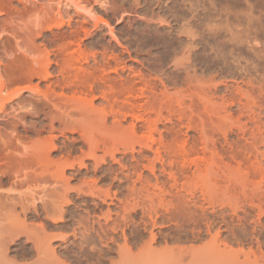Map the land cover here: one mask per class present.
<instances>
[{
  "label": "bare ground",
  "instance_id": "bare-ground-1",
  "mask_svg": "<svg viewBox=\"0 0 264 264\" xmlns=\"http://www.w3.org/2000/svg\"><path fill=\"white\" fill-rule=\"evenodd\" d=\"M57 1L60 10H56L58 11L57 15L49 17V26L47 27L50 29L53 26L62 27L67 22L71 24V19H66L67 22H65L68 15L67 13L64 15L61 11L63 5L68 6L69 3L64 4L63 0ZM69 1L74 3L73 0ZM99 1L105 2L104 0ZM244 1V9L240 12L243 15V23L239 19L240 13H234L228 8L227 12L224 8L226 13L223 12L226 14L225 19L228 23V27H226L230 32L233 23L237 24L236 21H230L232 18L237 21L240 20L239 26H243L241 29L238 28L240 29L238 32L233 33L234 30H232L230 33L231 36L232 33L233 35L237 34V38L232 37L236 40L230 49V54L231 56L236 55L239 59L237 60V63L240 64L239 70L244 71L246 78H248L249 88L242 89L243 87L238 83L235 85V92L233 91L232 94H242L243 97L245 95L248 97L250 94L248 98L244 97L247 99L251 97V94L254 96L260 94L259 97H256L260 99L259 103L253 101L255 97L250 98L253 105L248 106L250 110L243 119V115H241L243 107H240L242 108L241 114L236 117V120L232 116L233 113L229 114L231 109L229 111L230 104L228 105L227 98H224V103H227L222 108L224 113H221L222 111L218 112L220 110L218 108L216 110V107L214 109L216 111H213L215 104H209L205 100L206 95L203 93L193 92L194 94L188 95V92L186 94L182 92L183 94H176L179 91L176 92L175 90L176 93L171 94L169 88L172 84L178 83L176 79L181 70H188L185 71L184 78H182L187 82V85L193 87L191 83L195 80L193 77L196 74L192 75L191 72L197 70L190 71L189 67L193 66L192 62H194V56L197 55L195 54L197 52H194L192 62L189 61L191 54L188 52L192 53V51L188 47L193 46L190 42L188 44L191 46L187 44L188 52H185L188 53V58L186 54L182 56L185 58L184 60L188 59V63L184 62L183 58L181 59L182 62L171 59L173 61V63L170 62L172 69L170 68L171 70L168 71V69H164L163 61L158 57L148 63L149 73L138 71L135 74L130 72L123 75L126 66H121L117 56L109 54L106 47L103 49L94 47L95 49L92 50L91 48L88 49L87 46L84 48L77 42V38L85 30L83 25L77 26L69 35L67 33L54 35V38L56 36L63 42L54 49L44 47L38 52L41 54L39 59L34 58L31 63L26 62L24 71L27 73L28 85L16 89L7 97L2 94L5 93L6 84L0 83V101H2L0 104H3L0 105V111L5 109V101H8L10 97L12 98V94L30 92L33 94V104L30 102L32 109L29 110L38 116L44 115V121L46 120L47 123L42 125V129L46 130L47 128L51 134V137L43 140L45 143L39 144L41 148L40 150L36 149L38 152L30 150L33 152L32 154L35 153L33 156L31 152H28L29 149L28 151L26 148V150L23 149L25 145L22 146L23 142L20 138H11L13 137L11 136L10 141L7 138L9 142L1 148L6 163L4 162L5 166H0V172L5 174L8 171L15 176L24 177L30 176L31 171L35 170L34 166L35 168L39 166L40 171L36 170L43 176L44 173L45 175L50 173L55 179L59 176L65 178L67 167L84 166L87 158L93 159L98 165L101 160H106L108 156L116 159L117 153H123L122 159L125 160L128 154H131L130 159H126L125 163L119 161L121 168L111 179V184L117 185L119 189L126 185L124 187L126 193L122 197L118 198L115 194L118 199V204H116L118 211L116 213H112L110 209L106 211L100 209V214L98 213L96 219L92 217L93 221L78 223L71 229L70 233H49L43 224H32V227H29L27 221L20 220L21 214L18 213L16 215L17 221L8 226H2L0 221V264H264V252L260 250L264 247V183L262 181L264 177L260 178V181L254 180L256 176L261 177L264 174V161L259 160L260 154L264 156V153L259 151V146L264 144V118L262 115L264 106L261 105L262 98H264L263 95L261 96L264 94V1ZM157 3L162 7L165 5L169 9L176 8L173 14L181 15V26L182 28L189 27L187 33L191 35L193 40L197 36L195 35L197 31L194 30L191 22L194 21V24L198 26L202 22L203 17L201 18V15L203 16L205 13L207 15V11L208 15L211 13L210 8L207 10L205 7L206 2L204 3L203 0H157ZM74 5L77 6L75 3ZM211 6L213 11H216L217 8L215 7L217 6L214 3H211ZM188 13L191 14V19H187ZM89 15L93 17L96 27H100L101 24L111 26L102 15L98 17L92 11ZM210 30L216 31L212 28ZM84 33L86 36L89 35V31H84ZM214 33L216 34L217 31ZM241 43L247 47L245 53L240 46ZM171 47L172 45L168 46V48ZM194 49L193 51H195ZM184 50H186L185 47ZM234 58L233 61L236 59ZM223 62L228 64L226 61ZM212 67L213 64H209V69ZM191 68L193 70V67ZM18 70H21V67ZM153 73L157 77H154ZM37 77L43 78L47 83L43 87L40 83L33 84V80ZM214 79L215 76H211L210 80L213 81ZM200 80L199 77V83L197 80L193 84H204ZM206 82L205 84H208ZM225 83L224 85H227ZM214 86L217 87V85ZM187 87L191 88L190 86ZM205 87L208 85H202L201 89L205 90ZM226 88L230 90L231 86L229 88L227 85ZM208 89L210 90V88ZM184 95H188L189 100L187 101L189 102L186 101ZM210 95L208 100L213 97ZM242 95L241 98H243ZM241 98H239L240 101ZM97 101H100L99 105H96ZM231 101H234L233 97ZM211 113L212 115L215 114L216 117H213ZM243 113L245 114V111ZM57 123H61L63 127L62 125L61 127L57 126ZM161 124L165 128L163 131L160 130ZM212 124H217V127ZM210 125L217 129L220 127L218 130L222 131V136L219 135L220 133H216V136H219L217 137L218 140L223 137L222 142L218 141L216 137L213 138L215 134H212V131L209 132ZM233 125L237 127L238 131H236L238 138L235 141L231 138V134L235 132ZM184 126L188 130L196 132V135L191 136L192 141L188 137L183 138L181 136ZM216 128L213 130L217 131ZM66 131L79 132L80 139L87 146V150L80 149L82 154L78 157H72L69 150L66 151L67 155L52 159L50 157L52 151L64 150V147L58 146L54 142L55 136L58 135L55 132L64 135ZM199 142H201L200 145L203 144L200 148L198 147ZM219 142L222 144L220 148ZM24 151L30 153L32 158ZM99 151L102 153L99 154ZM23 155H27L28 159H25L27 157L24 158ZM251 156L255 158V162ZM240 159L246 161L243 163ZM236 160H240L246 166H242ZM234 161L238 164V166L236 164L237 167L234 165L236 168L233 166ZM242 167H247L248 171L244 168L246 170L243 172ZM143 169L147 170V175L152 176L156 181L155 185H152L153 190L151 188L145 190L146 195L141 194L146 188L141 189L139 187L140 185L146 186L143 182L145 176ZM234 169L236 173H239L236 174ZM240 172L244 174L241 175ZM237 175L242 176L244 180L240 181L241 178L237 179L238 181L233 180L238 177ZM249 175L255 176L252 177L254 181L249 179ZM218 176L224 180L222 189ZM246 179L251 181V184L254 182L253 187L247 185L249 181L245 182ZM144 181L146 183V180ZM233 181L241 186L243 184L242 187L244 188L248 186V192L253 193L252 200L249 197L250 201H248L251 202L250 208L256 209L255 214L251 209L240 211L237 209L238 207L231 208V205L228 204L230 201L227 203L229 206H227L232 211H230L231 215L227 208L223 206L224 209L220 208L221 203H219L220 205L217 204L218 200L215 204L219 205V211L215 206L213 207L216 209H212V207L209 209L217 196H220L219 193L223 194L222 196L226 199L231 198L232 186L235 185L234 190L238 185ZM244 184L246 185L244 186ZM93 185H89V192L93 195L96 194L95 196L101 198L102 202L107 200V197L112 196L110 190H106L103 196V190H100L101 193L95 189L96 185ZM154 186L159 189L158 192L155 191L156 187L154 188ZM250 190L255 191V194ZM199 192L200 196H198ZM248 192H245L246 195H252ZM0 196L2 195L0 194ZM144 196L150 199L146 200L147 198L145 199ZM35 197H33V204L37 200ZM223 198H220L221 201ZM68 201L69 195L65 194L61 197L59 205L42 204L41 207L34 208L35 213L33 215L42 217L49 226L62 227L69 223L65 218L69 215L72 216L69 208L65 209L62 205ZM22 209L24 216H27L26 206L23 205ZM140 209L141 215L139 216ZM87 214L90 219V213ZM249 216H255L252 236L259 240V242H257L258 240L255 241L258 245L254 242L259 251L255 250L256 248L253 249V240H248L247 236L243 238L237 236L238 233L235 230L238 226L236 227L234 217L239 224H242V221L247 220L246 218ZM203 224L206 229L203 228ZM247 224L249 223L247 222ZM217 225L219 231L213 232ZM141 227H143L144 232ZM187 231L191 233L188 234L190 236L185 237L184 233ZM145 232H148V235L144 236ZM221 232H229V235L220 240ZM204 233H208L209 238L205 239ZM24 237L26 238L25 241L22 240ZM71 238H74V242L78 241L75 249L67 255L58 254L53 246V240L61 239L62 244H66ZM187 241L198 244L183 246L182 244ZM232 243L249 244V249L240 248L236 250L231 247ZM135 245L139 246L138 252L134 250Z\"/></svg>",
  "mask_w": 264,
  "mask_h": 264
},
{
  "label": "rangeland",
  "instance_id": "rangeland-1",
  "mask_svg": "<svg viewBox=\"0 0 264 264\" xmlns=\"http://www.w3.org/2000/svg\"><path fill=\"white\" fill-rule=\"evenodd\" d=\"M73 1L75 4H77V6L74 5V3L69 1V0H63L64 4L69 3V5L68 6L63 5L64 8L62 7V10H61L64 15H66V13L68 15L67 17L65 16L66 17L65 22H67L68 19H71L70 20L71 24L69 22H67V24L65 23V25L62 27L56 28L57 26H53L52 29H50L49 27H47V26H49L48 21L50 20L51 16L53 17V15L54 16L57 15L58 11H56V10L60 7L58 5L57 0H0V66H1L0 83L4 82L6 84L5 93H2L3 96L8 97V95H10L13 91L15 92L16 89L18 90L19 88L21 89V88L25 87L26 85H28L29 81L27 79V75H26L27 73H26V71H24V68H26V65H27L26 62L31 63V61L34 58L39 59L41 54L38 52H39V50L44 49V47L45 48L47 47V49H50V48L54 49V47H57L59 43H62L63 42L62 40L56 38V36H57L56 34H59V33H61V34L65 33L66 34L67 33V35H69L72 32V30L75 29L77 26L83 25V27L85 29L84 31H89V35L86 36L84 31H83V33L80 35V37L77 38V42H79L84 48H86V46H87L88 49L91 48L92 50L95 49L96 47H97V49H100V48L103 49V47H106L108 49L109 54L117 56V59H119L121 62V66H126V68L123 72L124 73L123 75H127L130 72L131 73L134 72L133 74H135L138 71L149 73V70L147 68L148 63L154 61L158 57L161 58V61H163L162 65H163L164 69H166V70L168 69V71H170L172 69L171 68L172 67L171 63H173L172 60L175 59L179 62L180 61L182 62L181 59L182 58H183V60L185 59L182 56H184L186 54L185 52H188V49H189L192 51V53L188 52L189 54H191V60L189 59V61L192 62V60L194 58L195 59L193 60L194 62H192L193 66H191V67H193V70H191L192 69L191 67H189L190 69L189 68L188 69L190 71L197 70V71H195L197 73L191 72L192 75L196 74V76L193 77V78H195L194 81L198 80L197 82L199 83V77H200L201 78L200 81L201 82L203 81L204 84H202V83L193 84L195 82L192 81L193 83H191V84L193 87H191V85H187V82L184 81L183 78H184V75L186 73L185 71H188V70H185V71L181 70L179 73V76L176 79L178 83L176 85L172 84L171 87L169 88V91L172 92V93L170 92L171 94H174L175 90H176V92H177V90L179 91V93L175 92L176 94H180V93L186 94L187 92H188L187 93L188 95L190 93L192 94L193 92H195V93L200 92L199 94L203 93L206 95L207 99L205 98V100L208 101L209 104H211V105L215 104L214 107L212 106L214 112L219 109L220 111H218V112L222 111L221 113H224V109H222V108L228 103V105L230 104L229 111L231 109L230 113L229 112L228 113L229 114L233 113L232 116L235 117L234 120H236V117L239 114H241V112H242L241 115H243L242 119L245 118L246 113L249 112V110H250V107H248V106H251V104L253 105V103H251V102L254 101L255 103L256 102L259 103L260 99H258L256 97H259L260 94H257L258 96L256 94H255V96H254V94L253 95L251 94V97H250L251 99L254 97H255V99H257V100L254 99L253 101L250 100V98L247 99L250 94H248V97L246 95L244 96L247 98H244L242 94H234V93L232 94L233 91L235 92L234 87H236L235 85L238 83L240 86L243 87L242 89L245 88V90H246L249 88L248 78H246L244 71H242L241 69H240L241 71L239 70L240 64L237 63L238 62L237 60H239V59H237L236 55L231 56V54H230V52H231L230 49L234 45L235 40H236L232 37L237 38V34L233 35V33H236L235 31L238 32V30H240L241 26H242V25L239 26V22H240V20H242V16H243V15H241L240 12L244 9V2H245L244 0L243 1L242 0H219V1L218 0H215V1L214 0H203L204 3L206 2L205 4L204 3L203 4L207 8V10H208V8H210L211 13H209V15H208V11H207V15H206V13L203 14V16L201 15V18L203 17L202 22L198 26H196L194 24V21L192 20L193 22H191V25L194 26V30L197 31V34H195V35L198 36V37L195 36L194 40L191 38V35L187 33V31L189 30V27L184 25L186 27L182 28V26H181L182 25L181 15L180 14H178V15L173 14L176 8L174 7V8L169 9L165 5L162 7L161 5H159L157 3V0H104L105 1V2H103L104 4L101 3L99 0H73ZM211 3H214L215 6H217V7H215V8H217L216 11H213ZM231 7H232V9H231ZM239 7H241V8H239ZM224 8H226V12L228 11V9L230 11L233 10L234 13L235 12L237 14L240 13V16H241L239 18L240 19L239 21H237L233 18L230 20L231 22L236 21V23L238 24L237 25V24L233 23V26H231V28H232L231 32H232V30H234V32L232 33V36L230 34L231 32L227 29L228 23H226L227 22V20L225 19L226 18V14H225L226 12H225ZM58 10H60V9H58ZM63 10H65L66 12H64ZM238 10H240V11H238ZM89 11L90 12L92 11L98 17H99V15H102V17L106 18L109 21V24L111 26L106 25V24H101L100 27H96L94 24V21H93V17H91L89 15V13H90ZM223 12H225V13H223ZM174 15H176V16H174ZM187 16H188L187 19H189L191 14L188 13ZM94 18H96V17H94ZM243 20L241 21L242 23L244 22ZM46 21H47V23H46ZM180 26H181V28H180ZM198 27H199V29H198ZM239 27H240V29H238ZM211 28L213 30H216L218 34L214 33L216 31H214V32L211 31L210 30ZM38 32H40V33H38ZM41 32H42V34H41ZM213 33L215 34V36ZM201 34H203V35H201ZM210 34H212V35H210ZM54 35H56L55 38H54ZM201 36L203 37V39ZM189 37L191 38V40ZM189 42L194 47L191 46L190 44H188ZM187 44L191 47H188ZM169 45H172L173 48L172 47L168 48ZM186 45H187L188 49L186 48ZM240 46H242V50L245 53L247 51L246 45L241 43ZM184 47L186 50H184ZM192 47L195 48L194 49L195 51H193ZM183 52H184V54H183ZM194 52H197V53H195L197 55L194 56ZM28 53L29 54L31 53V55H29ZM187 54H186V56H187ZM192 56H194V58ZM232 57L236 58V59L234 58L235 61H233ZM187 58H188V56H187ZM185 61H186V63H188V59L184 60V62ZM223 61L228 62V64H225V62H223ZM191 62H189V63H191ZM209 64H213V67L210 69H209ZM237 64H239V65H237ZM19 67H21V70H18ZM230 67H231V69H230ZM113 75H115V74H113ZM152 75H154V73ZM155 76L156 75H154V77ZM211 76H215V79L213 81L210 80ZM197 77H198V79H197ZM242 77H243V79H242ZM252 77H255V76H252ZM222 81L224 83L226 82L225 84H227L229 86V88L231 86L230 90H228L226 88L227 85H224V83ZM205 82L208 84H205ZM37 83H40L41 87H43L44 84L47 82L43 78L37 77L33 80V84H37ZM201 84L204 86L208 85V87H205V90H202ZM255 84H256V82H255ZM186 85L190 86L191 88L187 87ZM194 85H197L198 87L197 86L194 87ZM214 85H217V87H215ZM208 88H210V90ZM179 89H181V90H179ZM188 89H192V90H189L191 92H189ZM203 89H204V87H203ZM185 90H187V91L185 92ZM197 90H199V91H197ZM200 90H202V91H200ZM223 94H224V96H223ZM188 95L187 96L184 95L186 101L189 100ZM209 95L213 96L210 100H208L210 98ZM241 95L243 98H241ZM32 96H33V94H30V92H25L24 94H12V98L9 96L10 99L8 101L5 99L6 100L5 101L6 104L4 107L5 109L0 111V166H5L4 164L6 163L4 161L5 158H4V154H3L1 148L5 147V143L9 142L11 138H15V137L20 138L23 142L22 146L25 145L23 147V149L24 150L27 149V151L29 149L28 152H31V154H32L33 152L30 150H33V151L34 150L35 151L40 150L41 146L39 144L45 143V142H43V140L51 137L50 136L51 134L47 128H46V130L42 129V125L47 123L46 120L44 121V115L38 116V115L30 112V110L32 109V107L30 105H31V103L33 104ZM261 96L264 97V94H261ZM232 97H233L234 101H231ZM4 98H6V97H4ZM224 98H227V100H228L227 103H224ZM239 98H241V101L243 103L240 101ZM262 100L263 101L261 102V105L263 104L262 106H264V98H262ZM1 102L2 101H0V103ZM187 102H189V101H187ZM229 102H231V103L233 102V103L231 104ZM245 103L249 104V105H246ZM99 104H100V101H97L96 105H99ZM215 107H216V110H214ZM240 107H243V111H245V114L243 113V111L241 110L242 108H240ZM254 107H256V106H254ZM240 110H241V112H240ZM257 110H259V109H257ZM211 115H212V113H211ZM262 115L264 118V107L262 108ZM212 116L214 117L215 114ZM244 121H245V119H244ZM61 125H62L61 123L60 124L57 123V126L61 127ZM168 125H170V124H168ZM212 125L217 127V124L216 125L212 124ZM62 127H63V125H62ZM209 127H210V129L208 128L209 132L211 133V131H212V134H215V135H213L214 137L213 136H211V137H213L214 139H215V137L216 138L219 137V136H216V133L217 134L220 133L219 135H221L222 131L218 130V129H220L219 126H218L219 127L218 129L216 127L211 126V125ZM212 127L214 128V130L216 128L217 131H214ZM234 128L233 129L235 132H233L231 134V138L234 139V141H235L238 138L237 134H236L238 131H237V127L234 126ZM163 129H165L164 125L161 124L160 130L163 131ZM182 131L184 132V133L182 132V134L183 135L185 134V135L183 136L181 134V136L183 138L188 137L190 141L193 140L192 137L194 136V134L196 135V132H194L193 130L192 131L188 130L187 128H185V126L182 128ZM55 134H58V135L55 136L54 142L58 146L64 147L63 148L64 150L52 151L50 153V157L52 159H57L63 155H67L66 151H69V150L71 151L72 157H74V156L78 157L80 154H82L80 149L87 150V146L80 139V135H79L80 133L79 132H69V131L67 132L66 131V133L64 135H62L60 132H55ZM212 134H209V135H212ZM11 136H13V137H11ZM52 136H53V134H52ZM7 138L9 141L7 140ZM222 139H223V137L219 138L220 141ZM217 140H218V138H217ZM198 144H199L198 145L199 148H200V146L202 147V145H203V144L200 145L201 142H199ZM221 145H222L221 143L218 145L219 148ZM36 147H38V148H36ZM259 147H260L259 148L260 153H262V152L264 153V151H263L264 150V144L263 145L261 144ZM238 149H241V148H238ZM260 149H262V150H260ZM27 151H24V152H27ZM28 152H27V155L30 154ZM100 153H102V152L99 151V154ZM27 155H23V157L24 158L27 157L25 159H28ZM30 155H29V157L32 158V156L35 155V153L32 154V156H30ZM116 155H117L116 159H112L111 157L108 156L106 160H101V163H99L98 165L94 162L93 159L87 158L86 159V165H84V166H77L75 168H68L67 167L66 173H65V178L59 176L55 179L52 176V174H50V173H47L48 175H45V173H44V176H43V174L41 175L40 173H38V170L40 171V169H38V168H40L39 166H37V168H35V166H34L35 170L38 169V170H36L37 171L36 173L34 172L35 171L34 169H33L34 171H31V173H33L34 175L33 174L31 175V173L29 172L30 176L27 175L24 177H22L21 175L15 176L12 172L8 173V171L5 174L0 172V194L2 195V196H0V221H1V225L2 226H8L9 224L13 223L14 221H17L16 215L18 213H20L21 214L20 220L27 221L26 223L29 224V227H32L31 226L32 224L33 225L43 224L47 227V231L49 233H57V232L70 233L71 229L75 225H77L78 223H80V222L86 223L87 221H89V222L93 221V218L96 219L97 216L100 214V211H99L100 209H103L104 211H106L107 209H110V211L112 213H116V211H118L117 205H116V204H118L117 197L118 198L122 197V195H124L126 193V189H124V187L126 185H124V187L122 188L123 189V191H122V189L117 188L118 187L117 185L114 186L113 184H111V179L114 176V174L119 171V168H121V164L119 161H121V163H125L126 159H128V160L130 159L131 154L129 153L125 160L122 159L123 153H117ZM259 156H258L259 160L262 159L264 161V156H262L261 154ZM251 157H252L253 162H255L256 161V160L254 161L255 158L253 156H251ZM237 159H239V158H237ZM240 160L242 161V159H240ZM240 160H236V161H238V163H239ZM245 161H242V162L244 163ZM243 163H241L242 166H246V164H243ZM249 163H248V165H249ZM236 164H237V162L234 161L233 166L234 165L236 166ZM241 164H239V165H241ZM237 166H238V164H237ZM249 167H250V165H249ZM242 168H243L242 170H244V168L247 169V167H242ZM30 170H32V169H30ZM143 170H145V169H143ZM242 170H240V171H242ZM245 170L243 172H245ZM146 171L147 170H145V172H144V174H145L144 180H146V183L143 180V182L146 186L145 187L143 185L141 186L140 183L138 182L139 183L138 185H140L139 187L141 189L146 188L143 190L144 192L141 193L142 195H146L145 190H148V188H151L153 190L152 185H155L154 183H156L155 179L152 176L147 175ZM247 171H248V169H247ZM234 172L236 173V170ZM10 173H11V175H10ZM237 173H239V172H237ZM241 173L242 172H240V174ZM243 174H241V175H243ZM14 176L16 177V179L14 178ZM237 176L239 178L234 176L236 178L233 180L238 181L240 178H241L240 181L244 180V178L242 179V176L241 177H240V175H237ZM145 177H148V178H145ZM219 177H221V176H218V180H219V184H221L220 188L222 189V185H223L224 180L222 178H219ZM252 177L253 176L249 175L250 180H253ZM262 177H264V174L261 177L256 176L254 178V180L260 181V178H262ZM246 181H249V180L246 179L245 182ZM262 181L264 183V178L262 179ZM234 182L235 181H233V183ZM245 182H243V183H245ZM249 182H247L248 183L247 185H249V186L251 185V187H253L254 182H252L253 184H251V181H249ZM88 183L91 186L93 184L96 185L95 189L98 191L103 190V193L100 191L103 196H104V192L106 190H108V191L110 190V194L112 196H110V198L107 197V200H103V202H102L101 198H98V196H95L96 194L93 195V193L89 192ZM235 184H236V182H235ZM237 184H236L237 188L235 187L236 189H234L235 192L233 190V187L235 185L232 186L231 191L234 193L231 192V195H230L231 198L233 196L232 200H234V201H232L231 198H229L230 200L226 199L224 196H222L223 194L219 193L220 196H217V199H215L214 204L211 205L209 207V209H211V207H212V209L217 208V211H219V209L222 206L224 208H227V209L230 208V207H228L229 205H231V208L232 207H234V208L238 207L237 209H240V211L242 209H251L250 208L251 202H249V201L252 200L251 198L253 197V193L251 192L252 195H248V194L246 195L245 192L249 191L248 186H246L244 188V187H242L243 184H242V186L239 183H237ZM245 185L246 184H244V186ZM33 186H35V187H33ZM36 187H38V188H36ZM139 187H138V189H139ZM155 187L156 186H154V188ZM151 189H150V191H151ZM244 189H245V191H243ZM157 190L159 191V189H157V187H156L155 191L158 192ZM139 191H140V189H139ZM250 191H253V190H250ZM253 192L255 194V191H253ZM248 193H250V192H248ZM65 194L69 195V201L62 204V205L65 207V209L69 208V211L72 214V216L69 215L68 217L65 218L66 221H69L68 224H66L62 227L56 228L53 226H49L48 223H46L42 217H36L33 215V213H35L34 208L35 207H41L42 204L46 203V204H50V205L51 204H54V205L58 204L59 205L61 197ZM115 194H117V197ZM198 196H200V192H199ZM236 196L238 197V199H236L237 198ZM33 197L37 198V200L35 201L36 202L35 204L32 203ZM221 197L222 198L224 197L225 199L223 198L221 201V199H220ZM249 197H250V200H249ZM40 198H42V199H40ZM144 198H145V196H144ZM146 198H145L146 200L150 199L149 197H146ZM217 200H218L217 204L221 203V205L219 204L220 208L218 207L219 205L215 204ZM229 201L232 203H230ZM205 204L208 205L207 203H205ZM224 204H226V205H224ZM248 204H249V208H248ZM23 205L26 206L25 211L27 212V216H24V213H23L24 210L22 209ZM213 206H215L216 208H214ZM223 207H222V209H224ZM251 207H252V205H251ZM228 210H229V214L231 215L232 214V213H230L231 209H228ZM251 211H253L254 213L253 212L252 213L255 214L256 209L255 210L251 209ZM88 212L90 213L89 214L90 219L88 218V214H87ZM240 213H242V212H240ZM140 215H141V209L139 210V216ZM254 218H255V216H249L246 218L247 220H244V221H242L243 222L242 224H239L237 222L236 217H234V221L237 224L236 227L238 226L237 228L235 227L236 228L235 230H236V233L239 234V235L237 234V236H239L241 238H243L244 236L245 237L247 236L246 238L248 240H251V241L253 240L252 241L253 245H254L253 249L256 248L255 250L259 251L256 247V245H258L257 242H259V240L257 239L258 240L257 241L255 239L256 237L252 236L253 235L252 234V229H253L252 227L254 226V223H253ZM101 219L104 220L103 218H101ZM263 220H264V218H263ZM246 221L249 224H247ZM263 223H264V221H263ZM202 226L204 229H206V227H204V224ZM142 228L143 227H141V230L144 232V229H142ZM217 231H219L218 225L214 227L213 232H217ZM189 233H191V232L187 231L186 233H184V235H186L185 237L190 236V235H188ZM143 235L144 236L148 235V232H145ZM226 235H229V232L228 233L227 232H221L220 240H223L224 237H226ZM203 237L205 239L207 237L209 238L208 233H204ZM25 239L26 238L24 237L22 240L25 241ZM60 240L59 239L53 240V246L56 248V250L58 251V254H60V255H67L69 252L74 250L75 247L78 245V243H77L78 241L74 242V238H71L66 244H64V243L62 244V242H61L62 240L61 241ZM260 240H262V239H260ZM120 241L122 242L123 240L121 239ZM255 241H257V242H255ZM248 242H250V241H248ZM254 242L256 245L254 244ZM195 243H197V242H195ZM195 243L187 241V242H184L182 245L188 247L189 245L191 246V245H197L198 244V243L197 244H195ZM29 245H32V244H29ZM250 246H252V245H250ZM138 247H139L138 245H135V248H134L135 252H138L137 251ZM231 247H233L236 250H239L240 248H243L244 250H248L249 244L248 245L247 244L238 245L237 243H232ZM263 248L260 250L264 252ZM113 256H116V255H113Z\"/></svg>",
  "mask_w": 264,
  "mask_h": 264
}]
</instances>
